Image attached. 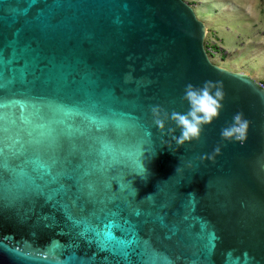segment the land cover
I'll list each match as a JSON object with an SVG mask.
<instances>
[{
    "label": "water",
    "instance_id": "water-1",
    "mask_svg": "<svg viewBox=\"0 0 264 264\" xmlns=\"http://www.w3.org/2000/svg\"><path fill=\"white\" fill-rule=\"evenodd\" d=\"M204 36L183 0H0V264H264V88ZM206 80L223 110L177 145L151 107Z\"/></svg>",
    "mask_w": 264,
    "mask_h": 264
},
{
    "label": "rangeland",
    "instance_id": "rangeland-1",
    "mask_svg": "<svg viewBox=\"0 0 264 264\" xmlns=\"http://www.w3.org/2000/svg\"><path fill=\"white\" fill-rule=\"evenodd\" d=\"M183 1L204 24V47L206 44L212 45L210 49L215 53L210 57L212 63L240 72L239 69H245L249 60L244 57L236 61L238 53L232 49L245 44L244 48L261 51L264 41V0Z\"/></svg>",
    "mask_w": 264,
    "mask_h": 264
},
{
    "label": "clouds",
    "instance_id": "clouds-1",
    "mask_svg": "<svg viewBox=\"0 0 264 264\" xmlns=\"http://www.w3.org/2000/svg\"><path fill=\"white\" fill-rule=\"evenodd\" d=\"M224 90L222 81L206 80L202 85L188 83L185 85L184 93L181 97L183 102L188 105L187 111L181 113L172 111L169 113L160 105H153L151 113L154 118V124L160 129L165 128V122L171 121L175 128H169L168 132L174 133L178 128L180 135H173L177 145H183L185 142L200 140L204 131V126L211 124L218 119L224 104ZM250 122L244 117L243 112H237L233 115L231 123H228L220 130L222 141L243 143L247 138V131ZM221 153V145L218 144L207 159L213 161L215 156ZM203 159V157H202ZM152 195V194H149ZM195 195V193H189Z\"/></svg>",
    "mask_w": 264,
    "mask_h": 264
},
{
    "label": "crops",
    "instance_id": "crops-1",
    "mask_svg": "<svg viewBox=\"0 0 264 264\" xmlns=\"http://www.w3.org/2000/svg\"><path fill=\"white\" fill-rule=\"evenodd\" d=\"M236 40H237V38H236ZM235 42H237V41H235ZM242 46L243 47H240V48L238 46H236L232 49L238 53L236 61H237V59L241 60L244 57L246 59L248 58V60H249V62L248 63L246 62L247 64H245L246 65L245 69L244 68L239 69V71L248 74L251 78H253L257 82H261V80L264 81V41L262 43V49L260 52L256 51V50L252 51L248 47L244 48L245 44H243ZM240 55H242V56H240ZM239 62H241V61H239Z\"/></svg>",
    "mask_w": 264,
    "mask_h": 264
},
{
    "label": "built area",
    "instance_id": "built-area-1",
    "mask_svg": "<svg viewBox=\"0 0 264 264\" xmlns=\"http://www.w3.org/2000/svg\"><path fill=\"white\" fill-rule=\"evenodd\" d=\"M212 45L206 44V47H204L205 53L208 57V59L211 61V55L215 54L213 51H211L210 47ZM212 62V61H211ZM260 86H262L264 88V81L263 82H258Z\"/></svg>",
    "mask_w": 264,
    "mask_h": 264
}]
</instances>
